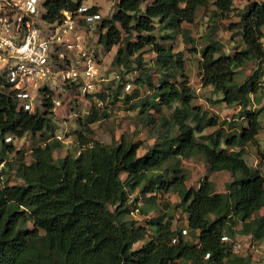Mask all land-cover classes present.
<instances>
[{"label": "trees", "instance_id": "obj_1", "mask_svg": "<svg viewBox=\"0 0 264 264\" xmlns=\"http://www.w3.org/2000/svg\"><path fill=\"white\" fill-rule=\"evenodd\" d=\"M84 1L45 0L43 19L61 23L65 12L76 17ZM148 1L119 0L112 17L99 26L98 44L107 50L118 45L114 64L128 67L135 56L140 70L147 65L142 51L150 46L157 54L155 64L167 76L158 83L145 79L151 90L147 99L141 100L138 89L124 94V83L109 94L97 95L142 107V113L150 107L160 110L178 104L170 125L180 133L162 134L143 154H139L141 141L122 136L110 145L93 138L89 127L77 133V153L56 158L62 146L58 139L34 147L30 161H16L18 183L0 176V264H248L249 257L239 255L233 243L223 238L264 239V175L244 157V147L256 143L262 129V110L251 107L253 96L264 93V0H246L242 8L234 6L236 0ZM211 3L217 16L235 11L239 20L234 25L241 31V43L233 53L213 39L217 27L200 49L201 82L221 94L220 101L240 107L238 119L222 123L192 104L195 90L188 85L183 64L173 61L172 49L158 40L164 37L153 34L157 27L176 29L184 22L194 23L197 10ZM96 13L97 7L86 12ZM183 34L186 42L193 43L188 30ZM249 63L255 69L240 82L237 74ZM45 104V109L35 112L19 109L0 74L1 160L16 151L7 137L45 136L52 129V99ZM210 126L216 129L199 140ZM259 154L264 161V151ZM196 155L206 158L210 171L232 174L225 192L217 191L208 177L197 188L187 187L182 159ZM136 189L149 199L159 192L176 191L190 238L184 229L173 226L172 215L139 224L132 214L142 206L139 198L134 203L130 199Z\"/></svg>", "mask_w": 264, "mask_h": 264}, {"label": "rangeland", "instance_id": "obj_2", "mask_svg": "<svg viewBox=\"0 0 264 264\" xmlns=\"http://www.w3.org/2000/svg\"><path fill=\"white\" fill-rule=\"evenodd\" d=\"M44 2L45 0H40L38 5L39 14L35 16L34 21L47 35L52 34L56 28L59 32L58 22L50 24L44 21ZM117 2L119 0H85L83 5L88 8L97 7L102 18L93 21V24L90 25L82 22L83 16L77 15L75 17L77 22L75 32L82 36V40L86 45L90 46L91 49H96L99 60L98 78L105 93L109 94L112 90L115 91L120 83H124V94H131L138 89L141 93V100L147 99L150 97L151 90L148 84L144 82L145 79L150 78L154 83H158L162 77L167 76L155 64L156 52L150 46L142 51L147 65L143 70H140L135 61V56L128 67L114 64L118 45H115L111 50H107L98 44L101 34L99 26L103 20L112 17ZM149 2L151 0L147 3ZM245 3L246 0H236L234 6L242 8ZM181 6L185 7L186 4L183 3ZM217 11L214 3H211L207 7H201L197 10L194 23L184 22L176 29L157 27L153 34L164 37V39L158 40L172 49L175 55L173 61H180L183 64L185 75L189 81L188 85L195 90L196 98L192 104L201 106L210 116L215 117L218 123H222L225 120L235 121L238 119L240 107L220 101L221 94L215 93L212 86H206L201 82L199 74L200 49L207 44L212 29L217 27L218 32L213 36V39L227 53H233L235 46L241 43V31L234 25L239 20L235 11L227 13L226 16H222L220 12L217 16L215 14V12L218 14ZM185 30L190 32L193 43L185 41L183 34ZM193 45L196 47L195 51L192 48ZM254 69L253 63L245 65L237 74L238 80L240 82L244 81L245 77ZM168 78L174 80L171 77ZM56 86L58 89L52 93V96L56 100H61L62 105L57 107L53 105L49 109L52 112V129L48 130L45 136H42L41 133L36 135L27 133L21 138L12 136L11 143L15 145L16 151L7 153L3 158L4 160L0 158V176H3L4 180L11 177L13 183H18L19 180L14 177L16 161L20 158L26 162L30 161L31 150L49 140L58 139L62 143V146L55 152L56 158L64 157L69 151L77 153L79 150L77 133H84L86 127L91 128L93 138L110 145L117 144L122 136L135 142L141 141L143 144L139 149V154H143L162 134H170L172 131L180 133V129L175 131L170 125L172 113L178 104H175L173 108L163 106L160 110L150 107L144 111L145 113H142V107L132 108L122 100H115L111 96L106 100H102L98 95L84 96L75 85H63L55 81L54 87ZM253 99L251 109L262 110V129L257 137V142L249 143L244 147V157L250 166L258 167L264 175V161L261 160L259 154V151H264V93L258 92L253 96ZM99 100L103 102L101 105L98 103ZM189 123L194 126L192 121H189ZM243 124L247 126L245 120H243ZM215 129L216 127L213 126L207 127L199 135V140L204 141L201 136L210 134ZM182 166L188 177L186 181L188 188H197L208 177L215 183L217 191L225 192L227 182L233 180V176L229 171H210L207 160L203 155L183 158ZM152 197V199H149L150 196L142 195L139 189L132 192L130 195L131 201L134 203L135 199L139 198V206H142L133 212L132 217L139 224L148 225L152 217L162 214L172 215L173 226L184 229L183 234L186 238H190L189 232H184L187 229V215L183 207L179 205L180 196L176 191L159 192ZM262 213H264V209ZM236 237L241 245L236 252L241 256L249 257L247 258L248 264H264V239L255 240L248 235H236ZM140 245L141 243H138L136 247Z\"/></svg>", "mask_w": 264, "mask_h": 264}, {"label": "built area", "instance_id": "obj_3", "mask_svg": "<svg viewBox=\"0 0 264 264\" xmlns=\"http://www.w3.org/2000/svg\"><path fill=\"white\" fill-rule=\"evenodd\" d=\"M39 3L40 0H0V74L14 92L19 109L43 110L47 98L55 107L61 106L62 101L52 96L58 89L55 81L77 86L84 96L104 93L98 78V54L75 32V17L65 12L60 31L56 28L47 35L34 21ZM88 10L82 5L78 11L85 24L92 25L102 18L99 12L86 14ZM223 239L230 240L235 250L241 247L237 237Z\"/></svg>", "mask_w": 264, "mask_h": 264}]
</instances>
